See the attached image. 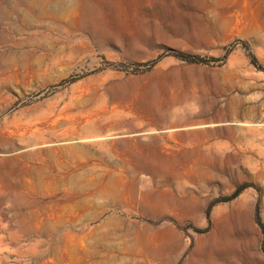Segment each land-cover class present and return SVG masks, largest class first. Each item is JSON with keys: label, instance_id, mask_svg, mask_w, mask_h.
<instances>
[{"label": "rangeland", "instance_id": "1", "mask_svg": "<svg viewBox=\"0 0 264 264\" xmlns=\"http://www.w3.org/2000/svg\"><path fill=\"white\" fill-rule=\"evenodd\" d=\"M0 264H264V0H0Z\"/></svg>", "mask_w": 264, "mask_h": 264}, {"label": "trees", "instance_id": "2", "mask_svg": "<svg viewBox=\"0 0 264 264\" xmlns=\"http://www.w3.org/2000/svg\"><path fill=\"white\" fill-rule=\"evenodd\" d=\"M185 58H186V57H185ZM187 60H189V61H195L196 58H195V57H187Z\"/></svg>", "mask_w": 264, "mask_h": 264}]
</instances>
